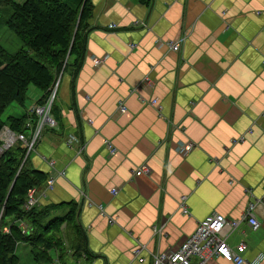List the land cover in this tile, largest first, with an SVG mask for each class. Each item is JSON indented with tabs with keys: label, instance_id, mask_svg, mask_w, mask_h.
Segmentation results:
<instances>
[{
	"label": "crops",
	"instance_id": "1",
	"mask_svg": "<svg viewBox=\"0 0 264 264\" xmlns=\"http://www.w3.org/2000/svg\"><path fill=\"white\" fill-rule=\"evenodd\" d=\"M89 2L84 57L61 78L57 125L42 130L25 164L53 177L38 207L72 214L61 227L65 254L51 251L56 264H74V247L87 257L76 264H152L151 253L177 250L207 216L236 220L257 200L259 230L242 222L226 243H244V258L264 264V0ZM41 96L29 89L31 104L10 117L23 119ZM139 167L148 174L135 176Z\"/></svg>",
	"mask_w": 264,
	"mask_h": 264
},
{
	"label": "trees",
	"instance_id": "2",
	"mask_svg": "<svg viewBox=\"0 0 264 264\" xmlns=\"http://www.w3.org/2000/svg\"><path fill=\"white\" fill-rule=\"evenodd\" d=\"M2 14L21 47L10 54L0 45V131L7 127L24 133L26 119L36 117L27 113L23 119H4V112L13 103L23 104L31 87L42 93L39 105L45 103L56 81L78 69L91 4L89 0H0V18ZM28 157L15 145L0 156V264H56L53 254H65L61 227L72 214L51 217L46 208L38 207V200L28 210L23 207L28 192L43 190L48 180L26 167ZM80 251L72 249L74 264L87 258Z\"/></svg>",
	"mask_w": 264,
	"mask_h": 264
},
{
	"label": "built area",
	"instance_id": "3",
	"mask_svg": "<svg viewBox=\"0 0 264 264\" xmlns=\"http://www.w3.org/2000/svg\"><path fill=\"white\" fill-rule=\"evenodd\" d=\"M134 26H138L146 29V25L143 22L135 21L132 23ZM180 42L170 43L168 47L172 51H178ZM102 63L100 59H94V66H99ZM60 78L54 84L52 91L48 99L43 104H38L34 106L29 115H34L36 120H31L29 117L25 122V129L30 132L28 136L25 133H16L4 127L0 131V156L3 155L7 150L12 148L16 144H20L21 147L26 152V157L32 153L36 152L35 147L37 141L40 139L42 130L47 127L53 129L56 127L57 123L51 116V106L54 103L57 95V91L60 84ZM149 82L148 79H145ZM147 104L153 108H158V103L156 99H151ZM125 106L123 103H119V111L121 113L125 112ZM240 141L243 138H239ZM76 141L75 138L69 137L67 143L71 144ZM107 149L109 150L110 156L115 154L114 148L110 145V142H104ZM194 148L193 144H186L184 146H179L176 152L180 155H185ZM83 147L80 148V152ZM147 173V168L139 167L134 170L135 176H141ZM62 174V173H61ZM53 185V177H49L45 183V188L43 190H31L28 192L26 203L23 207L28 210L30 209L38 200L37 196H44L45 192L51 190ZM113 194H116V190H112ZM186 196H181L179 199V210L182 215H188V210L186 207ZM262 201L257 200L256 203L250 202L246 210L241 214L240 218L236 220L227 219L220 214H211L205 219L197 223L194 232L179 246V248L172 252H160L155 254H150L152 257V264H211V261L215 259H220L229 264H260L259 257L254 262H249L244 258V253L246 251V245L244 243L238 244L235 249L230 248L226 243L227 238L234 233L239 227L240 223H246V225L252 230H259L261 224L257 221L254 215L255 206ZM99 210L102 211L101 206H98ZM103 213V212H102ZM113 220L110 218L109 223ZM144 248H136L135 256H138L139 263L144 262V258H140L141 252ZM85 257L84 255H82Z\"/></svg>",
	"mask_w": 264,
	"mask_h": 264
},
{
	"label": "rangeland",
	"instance_id": "4",
	"mask_svg": "<svg viewBox=\"0 0 264 264\" xmlns=\"http://www.w3.org/2000/svg\"><path fill=\"white\" fill-rule=\"evenodd\" d=\"M15 1L16 2H22L24 0H15ZM1 17L2 18H0V45L5 49V51L7 53L13 54L20 49L21 42L6 28V26L4 24L3 14L1 15ZM1 19H2L3 23H1ZM31 88H33L37 92H40L39 90L35 89L34 87H31ZM30 104L31 103L25 102L24 106L27 107ZM15 106L20 108L19 105L16 103H13L12 105H10L6 109V111L4 112V115H3L4 119L9 117L11 115V113H13ZM4 230L7 232L6 229H4ZM26 230L27 229L25 227L24 231H26Z\"/></svg>",
	"mask_w": 264,
	"mask_h": 264
}]
</instances>
